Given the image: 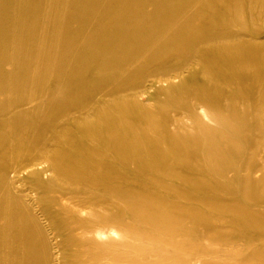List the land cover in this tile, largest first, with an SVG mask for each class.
I'll return each mask as SVG.
<instances>
[{"label":"bare ground","instance_id":"1","mask_svg":"<svg viewBox=\"0 0 264 264\" xmlns=\"http://www.w3.org/2000/svg\"><path fill=\"white\" fill-rule=\"evenodd\" d=\"M263 134L264 0H0V264L264 233Z\"/></svg>","mask_w":264,"mask_h":264},{"label":"rangeland","instance_id":"2","mask_svg":"<svg viewBox=\"0 0 264 264\" xmlns=\"http://www.w3.org/2000/svg\"><path fill=\"white\" fill-rule=\"evenodd\" d=\"M260 140L262 141V143L258 144L255 154L256 156H258L257 160L260 161L262 159L261 162L264 163V134L261 136ZM250 145H253V141ZM247 149L249 150L250 147H248ZM248 155H250L249 151L247 152L245 157L247 158ZM243 161L244 158H242L238 163L236 161V165L234 166V170L236 172H240ZM195 163L198 164L202 172H205L207 170L201 161ZM215 177L224 185L227 183L228 179L223 178V176L222 178H220L219 176ZM236 186L228 190V194L226 195L227 200H229L230 202L239 203L242 207L248 210L255 211L257 214L264 212V205L259 204V206L256 207L251 206L253 203V198H249L248 201H243L242 199L239 200L238 197L234 194V191L238 190L239 188H235ZM201 212L206 213L207 211L204 209L201 210ZM210 216H212L211 219L213 223H215L216 219H218L221 223L225 220H232L231 218L221 215ZM126 226L128 225H125V227ZM139 228L145 229L144 227ZM119 229L122 233L126 232L125 228L122 226H119ZM201 232L204 233L203 230ZM133 233L136 234V239L140 238L141 236L151 237V240L134 242L137 246H144L145 248H147L146 254H143L141 251H129V249L125 248L123 245L117 244L119 247V249L117 250L119 257L117 260H115V264H128L127 262H125L127 257H131L132 260H135L136 262H157L159 259H164L167 262L166 264H256L259 262L258 258H264V233L258 231L257 229L247 231V234L249 236L248 238L238 237L236 240L231 241L230 236H228L226 240L229 241V243L226 244H218L216 241L209 240L207 237H203L202 235H188V237L186 238L167 236V239L170 242H194L202 247L201 251L197 253L186 250L177 252L176 255L175 251L170 250L168 246L159 244L158 238H162V235L160 233L155 231H147L146 233L142 234H140L138 231H134Z\"/></svg>","mask_w":264,"mask_h":264}]
</instances>
